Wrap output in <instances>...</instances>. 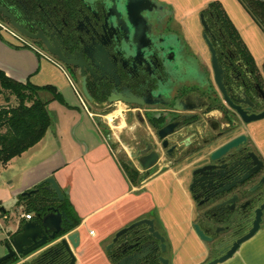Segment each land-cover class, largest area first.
<instances>
[{
    "label": "flooded vegetation",
    "instance_id": "1",
    "mask_svg": "<svg viewBox=\"0 0 264 264\" xmlns=\"http://www.w3.org/2000/svg\"><path fill=\"white\" fill-rule=\"evenodd\" d=\"M157 1L163 10L129 0H20L11 8L0 3L28 32H42L63 61L49 53L42 39L19 33L1 13L0 23L27 39L22 40L25 46L61 65L72 89L88 105L79 101V107L105 112L120 103L121 111L132 118V125L124 123L122 128L131 129L135 184L140 187L151 179L154 190L133 192L135 214L152 208L124 226L149 219L153 230L146 224L135 226L107 249L114 232L102 247L109 262L209 264L249 232L264 204V118L247 120L264 111V54L253 53L245 32L218 0L186 21L164 0ZM126 10L133 25L125 21ZM1 31L9 32L4 27ZM83 78L90 100L82 90ZM113 96L118 99L108 103ZM131 97L135 101H125ZM171 123H176L173 131L160 137V129ZM230 142L219 159H210ZM147 154H154L156 161L144 171ZM208 172L214 174L210 180ZM34 188L38 192L29 196L33 205L53 196ZM51 205L68 218L59 201ZM260 218L254 236L216 264L228 263L242 249L244 263L258 245L264 209ZM57 237L52 248L12 258L11 264H69V254L58 241L62 235ZM80 246L72 249L74 264H84L85 249Z\"/></svg>",
    "mask_w": 264,
    "mask_h": 264
},
{
    "label": "crops",
    "instance_id": "2",
    "mask_svg": "<svg viewBox=\"0 0 264 264\" xmlns=\"http://www.w3.org/2000/svg\"><path fill=\"white\" fill-rule=\"evenodd\" d=\"M164 1L172 5L178 18L186 21L192 20L191 18L199 10L213 0H200L192 7L187 6L190 0ZM218 1L230 14L226 7L227 0ZM242 8V12L247 17L246 25L244 28L241 27L230 14L235 25L245 32V40L249 37L248 30L252 38L257 39L260 36L264 41V33ZM0 70L8 77L23 83L26 81L34 85L40 84V81L53 83L55 85H48L54 86L58 91L70 85L59 63L51 57L43 56L38 50L19 44L14 38L12 39L11 34L2 31L0 32ZM55 71L59 72L60 78L57 79V76L51 78L49 74L52 75ZM72 111L82 116L78 108H70L69 112ZM85 112L93 128L84 129L80 126V121L67 125L66 128L59 124V126L55 125L56 131H50L51 127L48 128L38 143L18 156L22 157L38 148L27 158L19 174V183L16 185L12 181L7 189L0 191V206L4 207V211L0 210V229L6 237L16 230L20 222L32 220L34 212L29 210L30 197L27 195L22 197L21 193L33 189L45 178L53 177L65 192V198L79 218V224L73 230L80 232V247L85 249L82 254L84 260L87 252L92 255L96 252L99 255L95 257L94 264H99L101 259L104 264H111L102 252L104 243L129 221L151 210L152 205H148L135 214L133 210L136 196L133 192L138 188L153 191L154 184L151 179L146 178L140 183V187H136V184L130 181L93 116L90 112ZM47 133H50L51 140L44 143ZM26 213H30L32 218L25 219L23 214ZM162 218L166 220V217L162 216ZM179 227L182 228L181 225ZM3 253L4 251L0 256ZM243 264H264V223L258 245L252 246L251 251L244 257Z\"/></svg>",
    "mask_w": 264,
    "mask_h": 264
},
{
    "label": "water",
    "instance_id": "3",
    "mask_svg": "<svg viewBox=\"0 0 264 264\" xmlns=\"http://www.w3.org/2000/svg\"><path fill=\"white\" fill-rule=\"evenodd\" d=\"M129 1L130 2L133 1L134 3L136 1L144 2L146 6L149 5L150 10L154 9L155 11L157 10L160 11L164 9L163 5L157 0H129ZM258 1L264 2V0H258ZM0 13L6 19L10 21L11 25L19 33L31 39H39V38L42 39L46 47L48 48L49 53L52 56H57L59 61H63V58L61 57L59 52H57L56 50H53L49 46L42 32L39 31L37 34H32L28 32L25 28H23L19 23L16 22L14 16L11 13H9V11L4 7H0ZM117 14H119V16H122V13H117ZM131 15L132 13L129 12V10H126L125 21H127L126 23L133 25L132 24L133 20L131 18L132 17ZM117 23L119 22H116V23L114 22V24H117ZM82 90L85 96L87 97V99L90 100L91 97L86 89L84 78L82 80ZM117 99L118 98L116 96H113L112 98L108 100V103H111ZM125 101L131 103L135 100L134 98L131 97L129 99H126ZM262 118H264V111L257 115H252L247 120L254 121V120H258ZM175 127H176V123H171L165 126L164 128L160 129L159 131L160 137L166 136L167 134L172 132ZM232 145H233V142H230L227 145L219 148L211 155L210 159L212 161L219 159L222 156V154L226 151V149H228V147H231ZM143 159L146 162L144 163L142 162V170L145 171V170H149L150 168H152V166L154 165L156 161V156L154 154H147L143 156ZM213 175H214L213 172H208L206 179L210 180L213 177ZM37 186L42 191L52 194L53 196L49 198H46V197L39 198L40 203L38 202V205L43 209L35 211V215L32 220H24L20 222L16 230L4 238L5 249H4L3 255L0 256V264L12 258H16L19 256H26L40 248L41 249L44 247L52 248L53 246H50V243L52 241H56L58 239L57 236L60 234L62 235V238L59 237L60 240L58 241H59V244L63 246L66 252L69 254V257H70L69 264H74V262L76 261V258L72 252V249H75L80 245V232L78 230H73L74 229V227L72 228L73 223L70 220H68L66 214L63 211H60L55 206L51 205L52 201H59V202L63 201L65 198V192L61 190L60 186L58 185V183L53 177L45 178ZM36 192H38V189L33 188L29 191L22 192L21 196L22 197H24L25 195L30 196V195L36 194ZM263 209H264V204L262 205L260 210H257V217L254 220L253 225L251 229L249 230V232L245 234L244 236H242L241 238L237 239L234 242L233 246L230 248V250L225 255L212 261L209 264L225 262L229 257L232 256L233 253L237 251L240 244H242L243 242L247 241L252 236H254V234L258 231L260 227V222H261L260 215ZM0 210L4 211V207L0 206ZM64 222H67V226L63 224ZM143 224L149 225V229L153 230L152 220H149V219L136 220L130 225L123 226L122 228L117 230L114 234L112 241L108 244L107 249L114 246V243L116 242L118 237L125 234L128 230L132 229L135 226L137 227ZM69 228H72V229L69 230ZM197 232L200 233L198 229H197ZM153 235L158 236L157 232H153Z\"/></svg>",
    "mask_w": 264,
    "mask_h": 264
},
{
    "label": "rangeland",
    "instance_id": "4",
    "mask_svg": "<svg viewBox=\"0 0 264 264\" xmlns=\"http://www.w3.org/2000/svg\"><path fill=\"white\" fill-rule=\"evenodd\" d=\"M180 1H182V0H180ZM199 1L200 0H196V1L190 0V2L187 4V6L192 7L195 5V3L198 4ZM235 1L234 0H227L228 4H226V7L229 10L232 17L234 18V20L241 27L244 28V26L246 25L245 20L247 21V17H246V15H244V13L241 10L242 5L237 1H236L237 2L236 3ZM168 5L170 7H172V5H170V4H168ZM7 27L9 30L13 31L16 35L19 36L18 39L14 37V40L16 42H18L19 44H22L23 46H25L21 42V40L27 41V39H25L22 35H19V33L14 31V29H12L10 26H7ZM247 33H249V37L246 39L248 46L252 49L254 54H256L258 56L262 55L264 53V41L260 38V36L257 39L252 38L250 36V31H248V30H247ZM12 39H13V36H12ZM41 54L43 56L49 57L44 52H42ZM49 75L51 76V78H53L55 76H57V79L60 78V74L58 71L52 72V75L51 74H49ZM54 80H55V78H54ZM63 81L64 80H62V82ZM39 83L40 84H37V85H40V86L53 84V83H44L41 81ZM53 85H55V84H53ZM74 85L78 90L76 83ZM60 87H63V86L60 85ZM58 92L61 93V98H62L61 100L59 98L54 99L53 98L54 95H52V93L47 91V90L37 92L38 99H40L41 101L50 102L52 100V102H50L49 107H48V112H49L50 117H51L50 126H49V128L51 127L50 131H52V130L56 131V128H54L55 125L57 126L59 124V125L63 126L64 128H66L67 125L73 124L74 122L77 123V121H80V126H83L84 129L90 128V127L93 128L92 123H89L90 121H89L87 114L85 112L86 109L84 108L85 109L84 110L83 108L79 107L80 106L79 101H81V102L83 101V103L86 106H88L86 103V100L83 97H82V99H80V97L77 96V93L75 92V90L72 89L71 85H67L64 88H61V90H59ZM16 104H17V100L14 96H10L7 92L0 94V110L2 108H6V109L11 108L13 106H16ZM116 105H118V107L120 105L123 106L120 103H117ZM118 107L112 106L110 108V110L105 111V112H98L96 110L94 111L90 107H88V112H90V114L93 116L95 123L97 124L102 135L107 139V142H108L109 146L111 147L112 151L114 152L116 158L118 160H120L121 163L122 162L128 163V164H131L130 167H134V166L136 167V165H134V163H132V162H134V160L131 161V152H132V140H130L131 129H127V127L132 125L131 124L132 118L130 115L126 114L125 112L121 113V116L115 114V111L118 109ZM70 108H78L79 110H81L82 116H80L79 114H75L73 111L69 112ZM110 113H112V123H109V120L105 118V116L109 115ZM124 123L127 124V127L122 128ZM120 135L123 136L124 140H122V138H121V140H117L118 137H120ZM44 140H45L44 143L51 140L50 133L48 135H46ZM37 150H38V148L34 149L33 151H30V153L23 155L22 157L17 156L15 158L11 159L5 165H3L0 162V191L1 192L10 186V182L13 181V183H16V185L19 183V180H18V178H20L19 174H20V171L23 169V166L26 164L27 158L29 156H31L32 154H34V152H36ZM140 173L144 174V172H142V171ZM145 175L146 176L149 175V172H145ZM140 178H142V177L140 176ZM29 210L34 212L33 214L35 215V209L34 208H31ZM4 238H5V236L0 229V254L5 249ZM97 255H99V254L96 252L94 253V255L87 252V255H86L85 260H84V264H88V263L94 264V260H95V257ZM242 256H243V249L240 250L234 256L233 260L229 261L226 264H232V261L234 264H242L243 263L242 262ZM99 264H104L102 259L100 260Z\"/></svg>",
    "mask_w": 264,
    "mask_h": 264
},
{
    "label": "trees",
    "instance_id": "5",
    "mask_svg": "<svg viewBox=\"0 0 264 264\" xmlns=\"http://www.w3.org/2000/svg\"><path fill=\"white\" fill-rule=\"evenodd\" d=\"M7 6H18L20 0H0ZM22 1V0H21ZM29 2V0H23ZM253 21L264 33V2L258 0H239ZM47 90L52 93L54 99H62L60 93L54 86H37L29 81L19 82L8 77L0 70V94L7 92L17 100L16 106L2 108L0 110V162L5 165L11 159L21 155L30 147L38 143L46 134L50 126L51 117L48 112V102L38 99L37 92ZM127 177L135 183L137 171L128 163H121ZM44 195H48L44 192ZM36 200V205L29 202V208L35 211L42 210ZM40 203V202H39ZM60 209L66 211L68 218L73 222V227L79 224V218L75 215L66 198L59 205ZM71 229V228H70ZM9 259L1 264H11Z\"/></svg>",
    "mask_w": 264,
    "mask_h": 264
},
{
    "label": "built area",
    "instance_id": "6",
    "mask_svg": "<svg viewBox=\"0 0 264 264\" xmlns=\"http://www.w3.org/2000/svg\"><path fill=\"white\" fill-rule=\"evenodd\" d=\"M1 24V23H0ZM3 27H4V30H5V28H7L8 29V27H6L4 24H1ZM3 27H1L0 26V29L2 28L3 29ZM8 33L9 34H11V36H13V38L15 37V38H19V36L18 35H16L13 31H11V30H9L8 29ZM7 33V32H6ZM20 35V34H19ZM21 42L23 43V41L21 40ZM24 44V43H23ZM42 53V52H41ZM23 217L25 218V219H31L32 218V215L30 214V213H26V214H23Z\"/></svg>",
    "mask_w": 264,
    "mask_h": 264
},
{
    "label": "bare ground",
    "instance_id": "7",
    "mask_svg": "<svg viewBox=\"0 0 264 264\" xmlns=\"http://www.w3.org/2000/svg\"><path fill=\"white\" fill-rule=\"evenodd\" d=\"M122 107H124V106H121V105H120V106L118 107V109L115 111V114L121 116V113H123V112L121 111V108H122ZM119 108H120V109H119ZM123 110H124V109H123ZM105 118L109 120V123H112V113H110L109 115H106ZM113 125H114V124H113ZM113 127H114V126H113Z\"/></svg>",
    "mask_w": 264,
    "mask_h": 264
}]
</instances>
